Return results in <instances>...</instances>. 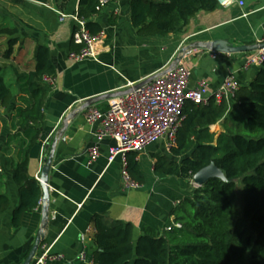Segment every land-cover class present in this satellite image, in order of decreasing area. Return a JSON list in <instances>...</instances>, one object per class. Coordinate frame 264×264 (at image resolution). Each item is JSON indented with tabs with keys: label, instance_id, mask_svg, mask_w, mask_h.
Wrapping results in <instances>:
<instances>
[{
	"label": "crops",
	"instance_id": "1",
	"mask_svg": "<svg viewBox=\"0 0 264 264\" xmlns=\"http://www.w3.org/2000/svg\"><path fill=\"white\" fill-rule=\"evenodd\" d=\"M131 1L115 0L92 18L103 27L105 39L97 46L95 57L82 62L69 59V54L79 47L72 43L74 25L70 20L60 22L59 18V14H75L80 0L0 1V25L16 27L20 32L15 48L16 57L20 52L24 54L20 68L33 70L37 50L47 46L57 69L45 118L39 126L41 138L30 153L29 173L37 181L45 164V146L64 128L71 114L87 101L102 97L107 98L91 107L107 109L110 101L125 92L128 83L139 85L151 79L170 61L177 60L180 53L191 74V88L205 80L211 90H216L229 76H234L242 87H249L257 76L258 67L243 70L256 52L217 54L214 59L212 52L198 47L222 39L236 47L259 44L264 34V0H234L225 7L219 4L215 12H202L192 18L182 34L167 37L139 36L132 26ZM240 2L244 5L240 6ZM2 39L7 43V38ZM18 106L21 104L17 100L7 109L0 105V174L4 175L5 184L0 190L10 201L9 209L0 214V264H23L42 227L41 205L25 215L21 228L14 229L11 224L12 213L19 204V189L5 170L2 149L8 137L17 131L12 128L11 119ZM86 115L87 110L76 112L69 119L65 142L60 139L56 147L48 183L50 222L37 259L62 255L66 264H82L78 256L83 251L91 256L95 250L91 218L96 214L132 224L134 242L147 227L161 234L174 225L172 211L196 188L188 181L154 172L157 145L138 157L146 179L139 188L124 187L120 158L112 164L108 162V149L113 145L109 140L100 146L97 162L88 166L96 126L87 123ZM213 131L222 133V124ZM165 155H169L168 150Z\"/></svg>",
	"mask_w": 264,
	"mask_h": 264
},
{
	"label": "trees",
	"instance_id": "2",
	"mask_svg": "<svg viewBox=\"0 0 264 264\" xmlns=\"http://www.w3.org/2000/svg\"><path fill=\"white\" fill-rule=\"evenodd\" d=\"M100 2L79 3L78 16L93 36L103 32V27L92 21L100 14ZM218 8L217 0H132L130 5L132 26L141 37L180 35L196 15ZM110 24H114L112 19ZM19 33L16 27L0 25V39L7 38L0 63L7 64L13 76V82L8 83L6 70L0 68V105L7 109L16 100L21 104L11 119L17 131L2 149L5 170L19 189V204L11 217L14 229L21 228L25 215L41 205L40 183L29 173L30 153L41 138L39 126L51 89L45 79L57 78L47 46L37 50L33 70L20 68L24 54L15 55ZM184 114L169 155L154 157V172L192 184L197 173L214 164L226 181L214 179L192 189L172 211L175 220L169 231L160 234L147 227L136 242L132 224L94 215L93 264H264V63L250 86L241 87L231 104L218 105L211 99L207 105L188 104ZM218 124H222V133L213 131ZM138 157L137 153L127 155V171L131 180L142 186L146 179ZM3 181L0 174V189L5 186ZM9 207V198L0 190V214Z\"/></svg>",
	"mask_w": 264,
	"mask_h": 264
},
{
	"label": "built area",
	"instance_id": "3",
	"mask_svg": "<svg viewBox=\"0 0 264 264\" xmlns=\"http://www.w3.org/2000/svg\"><path fill=\"white\" fill-rule=\"evenodd\" d=\"M234 0H218L221 6H228ZM110 0H101L97 11L101 13ZM240 6L244 3L240 2ZM60 22L70 20L74 25L72 41L80 47L79 52L69 54V59L82 62L96 55V48L105 39L104 31L93 36L86 28V22L79 18L78 10L75 14L67 16L59 14ZM264 44V34L258 45ZM180 53L176 60L170 63L156 76L155 79L137 88L138 84L128 83L125 92L109 102L105 110L90 107L87 109L86 121L91 126H96L93 134V146L89 150L88 166L97 162L100 157L99 148L107 140L113 142L108 149V162L114 163L117 158L122 162V182L127 189L139 188L133 182L127 171V155L129 153L142 154L149 147L160 142L166 144L167 150L175 144L177 134L185 121L184 110L188 104L207 105L211 99L216 104L232 103L242 85L234 77L225 78L222 85L211 90L207 81L201 80L195 87H190V71L183 65ZM217 54L213 53L216 59ZM264 63V48L260 49L243 67L260 68ZM45 83L53 88L56 79L46 78ZM39 181V179H38ZM193 184V182H192ZM167 228L166 231H169ZM82 264H93L92 257L83 251L78 256ZM66 260L62 255H44L35 259L34 264H51Z\"/></svg>",
	"mask_w": 264,
	"mask_h": 264
},
{
	"label": "water",
	"instance_id": "4",
	"mask_svg": "<svg viewBox=\"0 0 264 264\" xmlns=\"http://www.w3.org/2000/svg\"><path fill=\"white\" fill-rule=\"evenodd\" d=\"M198 48L203 49V50H208L215 54L231 55V54H239V53H255V52H258L260 49H263L264 44L262 45H258V44L243 45V46L236 47L229 40L222 39V40H215L213 42H209L206 44H201ZM179 62L180 60L177 59L176 63H179ZM0 68L6 69L7 64L0 63ZM154 79H155V76L143 82L142 84H139L137 88H140L152 82ZM109 97H112V96H109ZM104 98H107V97L95 98V99L87 101L77 111L71 114V117H73L76 112L81 113V112L86 111L88 108L93 106L96 102ZM69 119L65 121L64 128L58 130L56 132V136L53 137L52 140L45 146V150L48 152V156L45 159V164L41 170V175L39 178L40 187L42 189V200H41L42 227H41V231L39 232L36 238V241L27 259L25 260L23 264H33L34 260L37 257L38 251L43 241L45 240L44 230L47 229L49 222H50V190L48 186L49 177H50V172H51L52 165L54 162V156H55L56 147L58 145V142L60 141V139L62 140V142H65V139L63 138V136L67 131ZM214 179H220L222 181H226L224 173L220 169H218L214 164H211L210 166L202 169L199 173H197L193 177L192 182L196 187L199 188Z\"/></svg>",
	"mask_w": 264,
	"mask_h": 264
},
{
	"label": "rangeland",
	"instance_id": "5",
	"mask_svg": "<svg viewBox=\"0 0 264 264\" xmlns=\"http://www.w3.org/2000/svg\"><path fill=\"white\" fill-rule=\"evenodd\" d=\"M0 1H2V0H0ZM6 49H7V43L4 41V39H0V60H1V55L4 53V51ZM5 70H6V73H5L6 81L8 83H12L13 82V76H12L10 70H8V66H7V68ZM162 144H163V142H160V143L157 144L158 149H157V152H155V154L158 155V156H163L167 152L166 145L163 146ZM143 167L145 168L147 166H145V164H143ZM196 188H198V187H196ZM238 201H239V203L242 202L241 201V196H239Z\"/></svg>",
	"mask_w": 264,
	"mask_h": 264
}]
</instances>
